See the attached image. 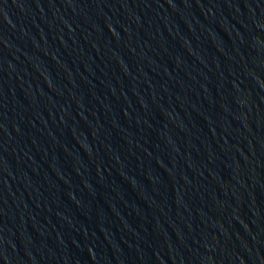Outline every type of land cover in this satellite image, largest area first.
I'll list each match as a JSON object with an SVG mask.
<instances>
[{
  "label": "water",
  "instance_id": "water-1",
  "mask_svg": "<svg viewBox=\"0 0 264 264\" xmlns=\"http://www.w3.org/2000/svg\"><path fill=\"white\" fill-rule=\"evenodd\" d=\"M0 264H264V0H0Z\"/></svg>",
  "mask_w": 264,
  "mask_h": 264
}]
</instances>
